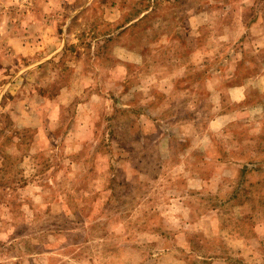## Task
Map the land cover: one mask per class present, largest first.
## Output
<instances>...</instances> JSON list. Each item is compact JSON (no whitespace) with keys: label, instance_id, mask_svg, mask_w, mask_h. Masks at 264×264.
Returning <instances> with one entry per match:
<instances>
[{"label":"rangeland","instance_id":"obj_1","mask_svg":"<svg viewBox=\"0 0 264 264\" xmlns=\"http://www.w3.org/2000/svg\"><path fill=\"white\" fill-rule=\"evenodd\" d=\"M220 1L156 0L135 20L152 0H0V264H264V119L201 147L219 111L207 72L172 66L214 56L175 33L200 8L226 12L234 59H262L242 0Z\"/></svg>","mask_w":264,"mask_h":264},{"label":"crops","instance_id":"obj_2","mask_svg":"<svg viewBox=\"0 0 264 264\" xmlns=\"http://www.w3.org/2000/svg\"><path fill=\"white\" fill-rule=\"evenodd\" d=\"M217 1L218 4L223 3L220 0ZM156 4V0H152V3L148 4L145 10H143V12L135 17V20H141L146 16H150L151 13L156 10ZM167 4H175L177 6H181L183 3L182 0H169V3ZM242 4V38L246 37L247 41H250L248 39L252 37L254 40H256L253 45L257 46H254V48H251V50L259 54H264V10H262V8L264 7V0H242ZM209 12L211 13L209 14ZM244 12L247 16L250 15V18L248 20L245 17L246 15L244 16ZM225 14L226 12H222L219 8L211 10L200 8L198 10L187 11L185 17L183 18L184 22L175 32L180 36L185 30H188L190 32L193 31V34L200 38L201 46L209 48V50L214 54L213 57L210 55L209 59L198 60V57H201V55L205 57L203 53H207L206 49H202L203 51H199L200 53L197 52L199 53V55L195 54V58L192 63H180L177 65H172L173 67L179 69L187 68L193 65L198 68H203L205 72H207L204 73L206 75L204 82L206 86L208 84L209 93L202 94L201 98L214 100V103L216 106H218L219 111L216 112L214 117L211 119V124H200V131H198L199 136L197 138L200 140V146L203 148L205 146L204 140L206 141L207 139L210 140V145L212 142V147H220V143L216 141V139H214V136H216L220 131L225 132L227 130L225 128L226 126L231 125L237 120H241L240 118L243 116L248 115V117H250L252 116V114H256L259 118L264 119V56L262 57V59L259 56H256L255 58L251 57L245 59H234L235 51H233V49L226 50L228 44H224V42L235 38L237 34L236 28L228 26V29L225 30L226 33H224L222 32V30H220L219 27V21L225 16ZM193 22L195 24L196 22H200V25L198 27H193ZM209 23L212 32L216 37L214 39L212 47H206L208 45L209 39L204 38L206 35L211 37V33H209L208 35V33L204 32V28L201 27L202 24L205 25ZM255 28L259 29L257 33L252 31ZM226 34V37L229 39L223 38V36H221ZM223 66H225L227 69L225 73H223V71L221 70ZM243 67H252L254 70L250 74L245 75L239 82H234L233 84L225 86V82H229L228 78L235 77L238 74L239 69H242ZM229 70L230 72H228ZM219 75H221L220 78H222V80L224 81V85L223 83H221L220 85H216V81H219ZM224 75H226V77ZM179 78L182 77L180 76ZM174 83L170 84L169 89L164 90L167 96L173 95L174 90L176 89ZM254 84L259 85V90L256 89L254 91L252 89V86ZM221 87H225V89H222ZM179 93L182 92L180 91ZM198 100L201 102L202 99L198 97ZM225 100L228 106L223 109L221 108V106L223 105ZM196 108L199 109L202 107L200 105ZM220 121H222L223 123H221ZM186 125L187 124L183 125V127ZM262 131H264L263 125ZM260 134L261 133H259L258 137L259 144L261 146L262 143L260 141L262 140V135ZM181 136H186L183 138L185 139V141H190L189 146L192 145L194 141L192 137L188 136L186 133ZM211 138H213L215 141H211ZM234 161H236V159H234ZM202 162H207L210 164L213 162V159L211 157H205ZM39 255H41V253H34V255L31 254L32 257H37Z\"/></svg>","mask_w":264,"mask_h":264}]
</instances>
